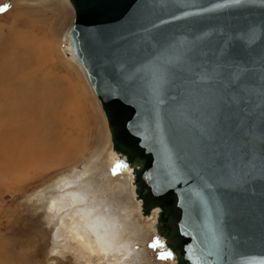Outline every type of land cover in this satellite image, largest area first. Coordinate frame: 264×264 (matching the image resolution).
<instances>
[{"label":"water","instance_id":"1","mask_svg":"<svg viewBox=\"0 0 264 264\" xmlns=\"http://www.w3.org/2000/svg\"><path fill=\"white\" fill-rule=\"evenodd\" d=\"M68 1L154 236L175 264H264V0Z\"/></svg>","mask_w":264,"mask_h":264},{"label":"bare ground","instance_id":"2","mask_svg":"<svg viewBox=\"0 0 264 264\" xmlns=\"http://www.w3.org/2000/svg\"><path fill=\"white\" fill-rule=\"evenodd\" d=\"M12 2L14 5L17 4L18 8L16 7L15 11L18 14L26 16L29 12L32 13L31 18L36 19L33 13L38 12L36 11L38 8L25 6L24 0ZM9 5L12 3L9 2ZM42 5L41 8L44 9L49 7V4ZM12 22L14 26L19 23V19L12 18ZM26 37L24 41H18L16 37L10 38V42L6 44L0 37V169L13 171L27 160L33 161L36 167L30 172L31 180L46 177L45 183L50 184L37 191L35 199L45 201V206L49 208L50 223L54 218L59 222V228L55 229L53 235L54 239L69 234V240L76 243L88 259L96 257L98 262L104 259V264H127L125 259L129 253L128 246L134 243L132 236L144 227L129 218L127 212L133 209L132 206L128 207L118 197L108 194L120 195L133 186V168L120 167L125 171L118 174L116 179H108L106 183L100 184L97 163L106 153L105 148H101L88 154L91 161L76 174L73 173L68 178L58 177L55 181L48 177L50 170L58 169L66 162L70 164L85 152L89 139L87 125L89 122L86 121L89 120L90 123L92 121L89 116L86 117L88 109L86 101L78 95L77 88L66 77L54 73L53 68H45L47 73H38L32 69V65L39 61V57L36 49L28 45L29 36ZM63 40L64 36L57 42L53 40L56 44L55 54L51 53L49 41H44L45 50L42 49L44 58L53 62L55 55L59 64H63L60 59ZM65 51L78 65L101 112L100 102L87 73L74 58L69 43ZM7 54L10 57L7 58ZM101 115L104 131L108 135V139L104 141L109 146V157L116 159V165L119 167L120 158L112 150L111 135L103 111ZM96 135L98 139H103L100 126ZM20 187L18 184L17 191ZM36 205L39 207L40 204ZM158 212V208L153 209L147 217L148 220L154 222ZM157 240L164 243L163 238ZM163 247L167 252L168 249L164 245ZM139 262L142 263V260ZM171 263L175 264L173 256Z\"/></svg>","mask_w":264,"mask_h":264},{"label":"rangeland","instance_id":"3","mask_svg":"<svg viewBox=\"0 0 264 264\" xmlns=\"http://www.w3.org/2000/svg\"><path fill=\"white\" fill-rule=\"evenodd\" d=\"M24 1V5L27 7L38 8L36 10L38 12L33 13L36 19L31 18L32 13L29 12L26 13V16L18 14L15 11L17 4L14 5L12 0H0V8L8 5L6 10L0 11V26H2L0 37L3 38L4 44H6L10 42V38L14 37L15 39L16 37L18 41H24L27 38L26 36H29L30 43L28 45L36 49L39 57V61L32 65V69L38 73H47L45 68H53L54 73L66 77L77 88L78 95L86 101L88 108L86 117L89 116L92 121V123L89 120L86 121L89 122L87 124L89 139L85 152L81 157L71 161L70 164L66 162L60 168L50 170L48 177L55 181L58 177L68 178L73 173L76 174L83 169L87 162L91 161V157L88 156L89 153L95 149L105 148L104 157L97 163L99 164L98 173L101 177L100 184L106 183L108 179H116L118 174L123 173L125 170L123 171L116 165V159H110L109 157V146L104 141L108 139V135L104 131L102 111L100 112L97 100L89 85L84 81V76L78 65L74 60L73 63L69 53L65 51L68 47L66 35L73 23V11L69 2L64 0ZM9 2L12 5H9ZM42 4H49V7L46 9L41 8ZM11 17L19 19V23L14 25L15 28ZM63 36L60 59L64 63L59 64L55 55L53 62L48 61L42 53V49L45 50L43 47L44 41H49L51 53L55 54L56 44L53 43V40L57 42ZM6 57H10V55L7 54ZM99 126L103 136L101 140L96 135ZM72 163H74L73 166ZM35 167L33 161L27 160L13 171L0 169V264H104V259L99 262L96 257L88 259L85 252L76 243L69 240V234L54 239L53 235L55 229L59 228V222L57 218H54L50 223L48 218L49 208L45 206V201L43 199L36 201L35 199L36 192L46 185L48 187L50 184L45 183L46 177L36 181L31 180L32 175L30 172L34 171ZM53 171L54 173H52ZM18 184L21 186L19 191H17ZM132 188L133 186L127 188V191L120 195L108 194V196L118 197L128 207L132 206L133 209L127 212L129 218H132V221L137 225L144 227L141 228L139 233L132 236L133 239H131L134 243L128 246L129 253L125 263L172 264L170 259L159 258L161 253L167 252L164 247L155 244L157 238L150 228L153 221L150 222L147 217L142 218L140 216V206L134 200ZM36 204H40L39 207ZM139 260H142V263Z\"/></svg>","mask_w":264,"mask_h":264},{"label":"snow or ice","instance_id":"4","mask_svg":"<svg viewBox=\"0 0 264 264\" xmlns=\"http://www.w3.org/2000/svg\"><path fill=\"white\" fill-rule=\"evenodd\" d=\"M7 7H8V5H4L2 8H0V11L6 10ZM119 167H126V165L120 164ZM155 244L159 247H163V244L159 240H156ZM159 258L170 259V258H172V252L169 251L167 253H161Z\"/></svg>","mask_w":264,"mask_h":264}]
</instances>
